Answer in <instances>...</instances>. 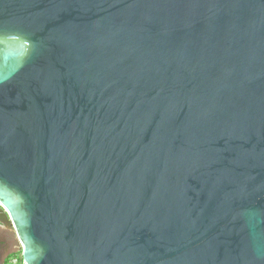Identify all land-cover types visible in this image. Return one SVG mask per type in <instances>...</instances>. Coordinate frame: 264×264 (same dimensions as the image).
Here are the masks:
<instances>
[{"label":"water","instance_id":"water-1","mask_svg":"<svg viewBox=\"0 0 264 264\" xmlns=\"http://www.w3.org/2000/svg\"><path fill=\"white\" fill-rule=\"evenodd\" d=\"M0 208L23 264H264V0H0Z\"/></svg>","mask_w":264,"mask_h":264},{"label":"flooded vegetation","instance_id":"flooded-vegetation-1","mask_svg":"<svg viewBox=\"0 0 264 264\" xmlns=\"http://www.w3.org/2000/svg\"><path fill=\"white\" fill-rule=\"evenodd\" d=\"M2 211V210H1ZM0 211V264H8V259L16 248H20L14 231L9 227V221Z\"/></svg>","mask_w":264,"mask_h":264},{"label":"rangeland","instance_id":"rangeland-1","mask_svg":"<svg viewBox=\"0 0 264 264\" xmlns=\"http://www.w3.org/2000/svg\"><path fill=\"white\" fill-rule=\"evenodd\" d=\"M2 209L0 208V211H1ZM3 211V210H2ZM2 211H1V214H2ZM9 223V227L11 228V224H10V222H8ZM12 230H13V228H11ZM14 231V230H13ZM13 255H16V258H18V260L20 261V258H21V252H20V250H19V248H16L15 250H14V252H13V254H11L10 255V257H12Z\"/></svg>","mask_w":264,"mask_h":264},{"label":"built area","instance_id":"built-area-1","mask_svg":"<svg viewBox=\"0 0 264 264\" xmlns=\"http://www.w3.org/2000/svg\"><path fill=\"white\" fill-rule=\"evenodd\" d=\"M21 263H22V260H21ZM8 264H20V262L18 258H16V255H13L12 257H9Z\"/></svg>","mask_w":264,"mask_h":264},{"label":"trees","instance_id":"trees-1","mask_svg":"<svg viewBox=\"0 0 264 264\" xmlns=\"http://www.w3.org/2000/svg\"><path fill=\"white\" fill-rule=\"evenodd\" d=\"M19 262H20V264H22V263H21V258H20V261H19Z\"/></svg>","mask_w":264,"mask_h":264}]
</instances>
